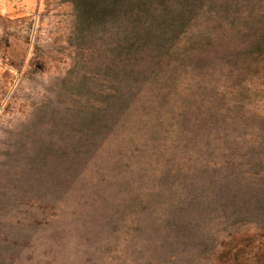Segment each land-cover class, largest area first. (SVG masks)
<instances>
[{
  "label": "rangeland",
  "instance_id": "obj_1",
  "mask_svg": "<svg viewBox=\"0 0 264 264\" xmlns=\"http://www.w3.org/2000/svg\"><path fill=\"white\" fill-rule=\"evenodd\" d=\"M154 1L135 58L120 40L135 0H0V264H230L260 233L264 0ZM188 28L200 35L171 67ZM174 89L181 139L150 122L128 153L152 150L145 174L105 162L125 108L148 94L171 109Z\"/></svg>",
  "mask_w": 264,
  "mask_h": 264
},
{
  "label": "trees",
  "instance_id": "obj_2",
  "mask_svg": "<svg viewBox=\"0 0 264 264\" xmlns=\"http://www.w3.org/2000/svg\"><path fill=\"white\" fill-rule=\"evenodd\" d=\"M186 1H190V0H186ZM135 2H136V11L134 15L132 16L131 22L127 21L125 24L121 26L122 30L120 31V40L123 42L122 46L125 45L126 52H124V54H134L136 55L135 56L136 58L137 56L144 55L147 53L146 52L147 48L146 46L143 45L142 40L144 36L147 35V38H149L152 35V33L149 32L148 30L149 28L145 27V25L147 23V20H146L147 17L152 15V12L150 11L151 9L150 4L154 3L155 1L154 0H135ZM123 29H125V31H123ZM197 32L199 31H196V29L188 28V30L183 33L184 34L183 39L177 42L175 46L171 49L172 54L170 56L178 58L176 60L174 59L177 62L173 61L170 63L171 65H173L171 67H176L177 65H184V63H180V61L184 58L186 54H190L189 51L193 43L192 41L194 37H196L197 35H200ZM199 51L200 50L196 52V57L202 56L199 53ZM123 59L125 58L123 57ZM201 60H199V62ZM127 61H128L127 59L123 60L122 68L125 66L132 67L133 64H130ZM158 61H160L161 63H157V65L165 64V60H163L162 58L158 59ZM145 65H146L145 59L143 58L139 59V61H137V63L133 66V72H136L135 71L136 69L137 70L142 69ZM180 69L181 68H179V70ZM191 69H193V67H190L185 70L182 68L181 72L182 70L184 72L191 71L190 73L191 75L193 73ZM124 74L125 72L122 69V74H121L122 78L125 77ZM172 76H173V81L175 85L178 78L175 81V78H176L175 75H172ZM127 83L125 80L123 81L122 79V82L120 84V87H121L120 93L122 97L127 96V93H129L130 89H132V88L127 87ZM163 83L164 82H162V84ZM165 84L168 85L167 82H165ZM165 84L162 85L163 92H165L166 90ZM147 86L148 85H143L135 90L138 91L140 89L141 93L143 94L145 89H147ZM151 90H153V93L161 91L160 87L157 88L156 86L154 88H151ZM173 95L175 98V103L171 104L172 105L170 106L171 109L164 108L165 110H163L162 112H155L153 109H150L151 106H148L150 104V100H149L150 95L148 94L145 95V100H142L140 102H135L131 108H127V109L125 108V110L121 114L124 116L120 119V126L118 127L116 131V136L114 140L112 141L113 144L105 142L100 148V150L103 149L104 153L107 154L104 157V161L107 162L108 164L115 163L117 165L118 163V164H121V166L126 164V166L127 165L132 166L134 170H141L139 171L140 175L145 174L148 171L149 166L146 163L144 164L141 163V161L147 162L155 158V156H153L154 154L152 150L146 149L144 160L139 159V157L141 156V150H135L136 155L133 157L128 155V153L132 148H135V146L137 145L135 144V141H138L141 136L145 137L144 131L146 127L150 125V122L161 121V124H164L166 126L164 133L165 135H167V138L171 139V141L181 139L179 137H180L182 130L181 128L176 126V124H178L180 121L177 123L172 122L171 124H169L172 120H179L182 114V111H181L182 106L179 105V102H182V101H180V97L178 96V93L175 92V89L173 90ZM165 97L166 96H163V98ZM123 143H125V145H123ZM164 150L166 154L168 151H170L169 148L167 150L164 148ZM98 151L99 149L96 151V153H98ZM162 158L163 157L159 156L158 160H162ZM78 162L80 163V160L75 159L74 161H72V165L75 166V164H78ZM163 164H165V166L168 167V165H170L169 158H168V161H165ZM149 177H151L150 174L144 175L145 180L143 184L141 183L142 185L139 186L138 189H140L141 187H143L144 190L147 189L146 187L148 185L147 182L151 183V180H150L151 178ZM152 184L155 186L153 180H152ZM258 207L259 205L257 207L256 205L253 206V208L256 209V211ZM257 230L260 232V233H257L256 235L257 237L255 235L247 236L241 239L240 242H237L235 244L234 246L235 250H232V252H235V253L232 254L230 264H264V225L261 228L257 227Z\"/></svg>",
  "mask_w": 264,
  "mask_h": 264
}]
</instances>
